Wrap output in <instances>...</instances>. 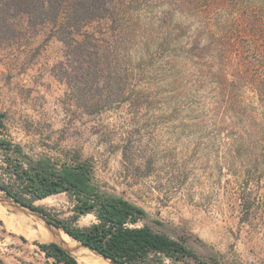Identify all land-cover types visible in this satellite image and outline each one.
I'll use <instances>...</instances> for the list:
<instances>
[{
  "label": "rangeland",
  "instance_id": "obj_1",
  "mask_svg": "<svg viewBox=\"0 0 264 264\" xmlns=\"http://www.w3.org/2000/svg\"><path fill=\"white\" fill-rule=\"evenodd\" d=\"M167 2L133 6L143 22L166 19L155 22L160 34L167 24L190 32H178L176 51H133V64L119 76L126 92L134 89L124 100H88L92 88L83 82L75 91L72 42L60 40L52 23L31 24L20 15L0 26V137L12 145L0 147V182L14 178L12 159L86 160L101 190L144 207L153 228L185 239L203 258L264 264V137L240 130L236 137L231 129L264 126L256 91L264 84V0H199L198 15L169 17ZM193 32L194 44H187ZM36 205L74 227L96 221L93 213L74 219L68 193ZM2 206L0 259L35 264L27 244L43 241Z\"/></svg>",
  "mask_w": 264,
  "mask_h": 264
},
{
  "label": "trees",
  "instance_id": "obj_2",
  "mask_svg": "<svg viewBox=\"0 0 264 264\" xmlns=\"http://www.w3.org/2000/svg\"><path fill=\"white\" fill-rule=\"evenodd\" d=\"M169 1L168 17L178 12L199 14V0ZM134 2L136 0H0V26H8L10 20L20 15H26L31 24L52 23L60 40L72 42L70 62L75 91H80L78 84L83 82L92 88L91 93H86L88 100H124L131 97L134 89L126 92L119 76L122 69L133 64V51H140L145 55L143 57L150 48L163 45L176 51L174 47L182 42L178 32L182 34L186 30L182 25L167 24L162 25L164 34H160L155 22L163 23L166 19L141 21ZM96 23L99 26H94ZM185 32L190 30L187 28ZM162 35L165 36L162 38ZM194 36V32L193 36H187V44H194ZM230 91L228 86L223 88L225 95ZM256 91L259 100H264V84ZM3 125L4 113L0 112V131ZM231 129L236 137H240L237 130L250 137L256 134L264 137V126L256 121L249 123L248 128L233 125ZM256 146L257 141L252 140L250 148ZM0 147L9 150L12 145L0 137ZM8 170L14 178L9 184L0 182L8 196L37 210L64 233L121 264H164L165 260L183 264H220L203 258L185 239L153 228L146 221L148 212L144 207L122 195L101 190L92 165L86 160L74 159L58 165L46 156L28 159L25 164L12 159ZM59 193H68L73 200L74 219L93 213L96 221L85 227H74L54 219L43 207L36 205V201ZM35 243L53 259V264H82L57 243ZM0 264L5 263L0 259Z\"/></svg>",
  "mask_w": 264,
  "mask_h": 264
},
{
  "label": "bare ground",
  "instance_id": "obj_3",
  "mask_svg": "<svg viewBox=\"0 0 264 264\" xmlns=\"http://www.w3.org/2000/svg\"><path fill=\"white\" fill-rule=\"evenodd\" d=\"M0 207L3 208L2 204H0ZM14 214H18L15 218L19 220L20 226H23L25 223L30 224L31 229H29L30 231L28 232L31 236L33 235L43 242H59L66 248L70 249L72 254H74L81 262H85L86 264H115L109 258L91 250L89 247L83 245L80 241L74 239L69 234L64 233L62 230L52 229L39 220L38 222L33 223L34 219L31 216H28V213L23 210H17ZM13 218L14 217H12V219Z\"/></svg>",
  "mask_w": 264,
  "mask_h": 264
},
{
  "label": "water",
  "instance_id": "obj_4",
  "mask_svg": "<svg viewBox=\"0 0 264 264\" xmlns=\"http://www.w3.org/2000/svg\"><path fill=\"white\" fill-rule=\"evenodd\" d=\"M1 189V187H0ZM2 190V189H1ZM4 191V190H3ZM5 192V191H4ZM0 202L2 204H5L9 209H11L13 212H16L17 210H23L25 211L26 213L28 214H32L34 215L37 219H39V221L43 222L44 224H46L47 226H49L50 228L52 229H61L60 227H58L54 222H51L50 220L46 219L41 213H39L37 210L31 208V207H28L26 205H23L22 203L18 202L16 199L8 196L6 193L5 194H1L0 193ZM67 233V232H66ZM68 234V233H67ZM70 235V234H69ZM71 236V235H70ZM72 237V236H71ZM74 238V237H73ZM76 239V238H74ZM78 240V239H76ZM80 241V240H78ZM54 243H57L60 247H62L63 249L69 251L72 253V251L68 248H66L65 246H63L62 244H60L59 242L57 241H52ZM83 245L89 247L91 250L103 255L104 257H107L109 258L113 263L115 264H121L119 261L111 258V257H108L104 254H102L101 252L95 250L94 248L90 247L89 245L83 243L82 241H80ZM74 255V254H73ZM75 256V255H74ZM76 257V256H75Z\"/></svg>",
  "mask_w": 264,
  "mask_h": 264
},
{
  "label": "crops",
  "instance_id": "obj_5",
  "mask_svg": "<svg viewBox=\"0 0 264 264\" xmlns=\"http://www.w3.org/2000/svg\"><path fill=\"white\" fill-rule=\"evenodd\" d=\"M27 245L30 248L31 259L35 262V264H53V259L47 257L46 253L41 250V248L37 244Z\"/></svg>",
  "mask_w": 264,
  "mask_h": 264
}]
</instances>
